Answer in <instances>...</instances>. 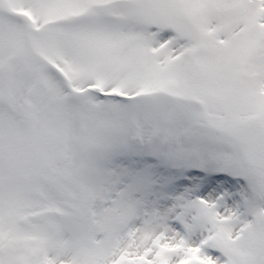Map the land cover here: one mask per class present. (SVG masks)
Here are the masks:
<instances>
[{
  "label": "snow or ice",
  "instance_id": "6c2138e0",
  "mask_svg": "<svg viewBox=\"0 0 264 264\" xmlns=\"http://www.w3.org/2000/svg\"><path fill=\"white\" fill-rule=\"evenodd\" d=\"M0 264H264V0H0Z\"/></svg>",
  "mask_w": 264,
  "mask_h": 264
}]
</instances>
